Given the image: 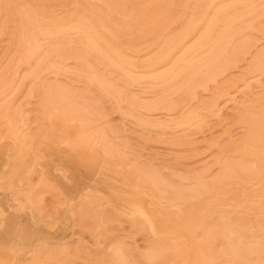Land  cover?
<instances>
[{
  "label": "rangeland",
  "instance_id": "obj_1",
  "mask_svg": "<svg viewBox=\"0 0 264 264\" xmlns=\"http://www.w3.org/2000/svg\"><path fill=\"white\" fill-rule=\"evenodd\" d=\"M0 175V264H264V0H0Z\"/></svg>",
  "mask_w": 264,
  "mask_h": 264
},
{
  "label": "crops",
  "instance_id": "obj_2",
  "mask_svg": "<svg viewBox=\"0 0 264 264\" xmlns=\"http://www.w3.org/2000/svg\"><path fill=\"white\" fill-rule=\"evenodd\" d=\"M1 177L2 176L0 175V187L2 179ZM23 177L24 176L22 175L15 176L14 183H18V179H21ZM8 192L16 196L15 190ZM31 214V227H26L20 219L21 217L16 216V213H14L13 215H8L7 210H5L3 206L0 205V253L5 251L7 254L15 256L20 249V242L27 243L30 242L32 239H36V237L38 236V233L36 232L37 227H39V225L43 226L44 223L38 222V218L35 217V213H33V211H31ZM9 235L10 237H13L12 244H8L3 241L4 239L8 238Z\"/></svg>",
  "mask_w": 264,
  "mask_h": 264
},
{
  "label": "bare ground",
  "instance_id": "obj_3",
  "mask_svg": "<svg viewBox=\"0 0 264 264\" xmlns=\"http://www.w3.org/2000/svg\"><path fill=\"white\" fill-rule=\"evenodd\" d=\"M214 1H215V0H214ZM219 1H220V0H219ZM241 2H242V1H241ZM201 3H202V2H201ZM225 3H226V2H225ZM228 3L230 4V2H228ZM233 3H234V2H233ZM235 3H236V2H235ZM220 5H222V4H220ZM224 5H225V4H224ZM231 5H232V4H231ZM203 6H204V5H203ZM225 6H226V5H225ZM223 7H224V6H223ZM242 7H243V6H242ZM248 7H249V6H248ZM208 8H209V6H208ZM216 8H218V7H216ZM235 8H236V7H235ZM237 8H239V7H237ZM243 9L246 10L247 8L244 7ZM240 10H241V9H240ZM245 10H244V11H245ZM211 11H212V10H211ZM236 11H238V9H237ZM249 11H251V10H249ZM213 12H214V10H213ZM213 12H212V14H213ZM215 12H216V10H215ZM215 12H214V14H215ZM229 12L231 13V12H233V11H229ZM239 12H240V11H239ZM239 12H238V15H239ZM242 12H243V11H242ZM246 13H248V10L246 11ZM244 14H245V13H244ZM248 14H249V13H248ZM248 14H246V16H247ZM227 16H228V15H227ZM229 16H232V15H229ZM209 17H210V16H209ZM224 17H225V16H224ZM229 18H230V17H229ZM231 18H232V17H231ZM231 18H230L228 21H230ZM237 18H238V16H237ZM180 19H181V18H180ZM210 19H211V18H210ZM226 19H228V18H226ZM233 19H234V17H233ZM240 19H241V17H240ZM199 21H200V20H199ZM203 21H204V20H203ZM223 21H225V20H223ZM228 21H227V22L225 21L226 24L228 23ZM230 22H231V21H230ZM234 22H236L235 19H234ZM234 22H232V23H234ZM210 23H211V21H210ZM217 23H218V22H217ZM232 23H230V24H232ZM183 24H184V23H183ZM208 24H209V23H208ZM208 24H206V25H208ZM226 24H225V25H226ZM83 25H84V24H83ZM85 25H86V24H85ZM201 25H202V24H201ZM220 25H221V24H220ZM225 25H224V26H225ZM81 26H82V25H81ZM208 26H210V25H208ZM82 27H83V26H82ZM84 27H86V26H84ZM187 27H188V26H187ZM206 27H207V26H206ZM230 27H231V25H230ZM230 27H229L228 29H230ZM86 28H87V27H86ZM182 29H183V28H182ZM193 29H194V28H193ZM208 29H209V28H208ZM228 29H227V30H228ZM83 30H84V29H83ZM183 30H184V29H183ZM187 30H188V29H187ZM205 30H206V32H208V31H207V28H205ZM212 30H213V29H212ZM212 30H211V33H212ZM234 30H235V29H234ZM234 30H233V31H234ZM93 31H94V30H93ZM93 31H92V32H93ZM228 31H229V30H228ZM88 32H90V31H88ZM92 32H91V35H92ZM184 32H185V31H184ZM184 32H183V34H184ZM231 32H232V31H231ZM231 32H230V33H231ZM84 33H85V32H84ZM203 33H204V32H203ZM232 33H233V32H232ZM94 34H95V32H94ZM186 34H187V33H186ZM204 34H205V33H204ZM207 34H208V33H207ZM222 34H223V32H222ZM95 35L97 36V33H96ZM235 35H236V34H235ZM180 36H181V35H180ZM186 36H187V35H186ZM188 36H189V35H188ZM224 36H225V35H224ZM224 36H223V38H224ZM90 37H91V36H90ZM200 37H201V35H200ZM200 37H199V38H200ZM86 38H87V37H86ZM98 38H99V36H98ZM182 38H183V37H182ZM208 38H209V37H208ZM93 39H94V37H93ZM93 39H92V40H93ZM95 39H96V38H95ZM179 39H180V38H179ZM210 39H211V37H210ZM214 39H215V38H214ZM216 39H217V38H216ZM92 40H91V41H92ZM97 40H98V39H97ZM180 40H181V39H180ZM180 40H179V41H180ZM190 40H191V39H190ZM200 40H201V39H200ZM207 40H208V39H207ZM223 40L225 41V38H224ZM100 41H101V40H99V42H100ZM104 41H105V40H104ZM179 41H178V43H179ZM235 41H236V40H235ZM235 41H234V42H235ZM92 42H93V41H92ZM196 42H197V40H196ZM216 42H218V41H216ZM95 43H96V42H95ZM95 43H94V44H95ZM103 43H104V42L102 41L101 44H103ZM197 44H198V42H197ZM212 44H213V43H212ZM96 45H97V44H96ZM98 45H99L98 47H100V44H98ZM104 45H105V44H104ZM104 45H103V46H104ZM107 45H108V44H106L105 47H107ZM103 46H102V47H103ZM184 46H187V45H184ZM189 46H190V45H189ZM189 46H188V47H189ZM192 46H193V45H192ZM102 47H100V49H101ZM89 48H90V47H89ZM103 48H104V47H103ZM108 48H109V47H108ZM183 48H184V47H183ZM189 48H190V47H189ZM187 49H188V48H187ZM98 50H99V49H98ZM109 50H110V49H109ZM99 51H100V50H99ZM110 51H111V50H110ZM101 52H105L104 49H103V51H101ZM185 52H186V51H185ZM114 53H115V52H114ZM103 54H104V53H103ZM181 54H182V53H181ZM114 55H115V54H114ZM104 56H106V55H103V57H104ZM180 56H181V55H180ZM185 56H186V55H185ZM101 57H102V56H101ZM106 57H107V56H106ZM116 57H117V55H116ZM104 58H105V57H104ZM119 58H120V56H119ZM119 58H118V59H119ZM183 58H184V57H183ZM177 59H178V58H177ZM182 60H183V59H182ZM176 61H177V60H176ZM180 62H181V61H180ZM184 62H185V61H184ZM180 64H181V63H180ZM177 65H178V63H177ZM178 66H180V65H178ZM175 68H177V67L175 66ZM175 70H176V69H175ZM113 90H114V89H113ZM115 92H116V90H115ZM93 146H96V143H95L94 145H92V148H94ZM95 148L97 149V147H95ZM90 149H91V148H90ZM90 152H91V151H90ZM93 152H94V151H93ZM47 159H48V158H47ZM111 161H112V160H111ZM48 163H49V162H48ZM85 164H86V163H85ZM88 165H89V164H88ZM88 165H87V166H88ZM119 165H120V164H119ZM90 166H91V164H90ZM90 166H89V167H90ZM107 166H108V165H107ZM94 167H95V166H94ZM92 168H93V167H92ZM48 169H49V168H48ZM94 169H95V168H94ZM96 169H97V168H96ZM120 169H121V168H120ZM102 170H103V171H101V172H104V169H102ZM90 171H91V170H90ZM87 173H88V172H87ZM108 173H109V172H108ZM91 174H92V173H91ZM99 174H100V173H99ZM104 174H105V173H104ZM112 174H113V173H112ZM94 175H95V174H94ZM99 176H100V175H99ZM93 177H94V176H93ZM97 177H98V176H97ZM102 178H103V177H102ZM102 178H99V179H102ZM106 179H108V178H106ZM109 180H110V179H109ZM109 180H108V181H109ZM104 181H106L105 178H104ZM108 181H107V182H108ZM112 181H113V180H112ZM113 182H114V181H113ZM110 183H111V181H110ZM106 184H107V183H106ZM111 184H112V183H111ZM114 184H115V183H114ZM116 185H118V184H116ZM120 185H121V184H120ZM118 186H119V185H118ZM116 190H117V189H116ZM118 197L123 198V199H124V200H125L130 206H132V207L135 206V202H134V201H129L128 199H125L123 195H119V196L117 195L116 198H118ZM6 260H7V259H6Z\"/></svg>",
  "mask_w": 264,
  "mask_h": 264
}]
</instances>
